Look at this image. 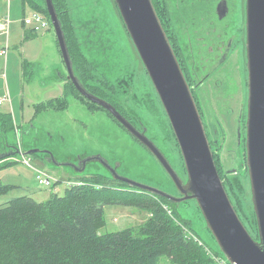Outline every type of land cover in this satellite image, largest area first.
Segmentation results:
<instances>
[{"label": "rangeland", "instance_id": "rangeland-1", "mask_svg": "<svg viewBox=\"0 0 264 264\" xmlns=\"http://www.w3.org/2000/svg\"><path fill=\"white\" fill-rule=\"evenodd\" d=\"M22 2L23 0H0V21L10 20L8 53L5 60L4 56L0 55V97L8 95L9 102L0 105V112L10 113L16 126L13 132L6 134L11 146L18 144L21 150L27 149L26 145L40 149L49 148L56 161L67 163L76 162L80 154H102L110 162L118 159L123 161L121 172L133 180L176 194V189L167 178L164 179L163 175L161 177L160 168L149 157L148 152L144 153L135 139L104 112L90 111L73 96L67 97L65 108H43L44 102L62 95L63 85L58 80V71L63 75L66 71L52 26L45 34L40 31L34 37L24 36L21 26L22 13L24 11L25 15H28L33 9L28 3L22 7ZM160 2L164 6L165 2ZM166 2L172 16L173 31L179 36L177 4L172 0ZM66 3L77 41L76 47L78 46L80 52L87 53L97 75L108 76V82L115 88L111 97L115 101L122 100L129 108V115L133 119L138 117L139 121L146 125L147 134L168 156L170 155L168 158L179 174L185 176L179 165L180 158L176 155L172 132L160 100L125 30L114 0H66ZM168 33L170 35V30ZM4 38L0 33V48L5 46ZM229 59H232L231 65L227 62L223 68L228 70L231 67L229 69L233 73V80L223 81V85L215 88L214 79H209L198 87L197 91L207 136L211 147H216L214 151L219 154L222 169L226 170V173L229 171V177L237 176L242 181L247 216H240L254 237L256 229L248 206L249 180L244 169V52H237L236 61L232 56ZM24 60L32 65L27 79L23 73ZM202 74V68H195L193 71L196 80ZM237 132L241 133L240 141H237ZM107 148L108 152L105 151ZM9 151L10 147L5 148L0 142V154ZM9 162L11 165L0 168V180L16 187L0 195V205L22 195L38 202L44 201L51 192L57 191L61 194L70 184L68 182L78 181L76 179L82 177L83 173L87 175V170L79 173L71 165L55 166L53 162L47 161L42 153H14L1 159L0 166ZM36 169L44 170L56 181L46 187L40 185L35 178ZM232 169L237 171L231 173ZM176 209L183 219L188 220L191 231L201 242L212 250L218 249L195 200L182 201L176 205ZM147 217L146 211L135 206L105 205V224L98 232L136 228ZM167 263L165 258L160 260V264Z\"/></svg>", "mask_w": 264, "mask_h": 264}, {"label": "water", "instance_id": "water-1", "mask_svg": "<svg viewBox=\"0 0 264 264\" xmlns=\"http://www.w3.org/2000/svg\"><path fill=\"white\" fill-rule=\"evenodd\" d=\"M44 3L66 67L65 79L71 80L82 95L101 104L116 118L143 148L144 153L148 152L149 157L160 168L161 177L163 175L164 179L167 178L176 189V194L128 177L121 172L123 161L119 159L110 162L102 154L89 156L80 154L76 162H58L49 148L40 149L26 145L27 149L21 150L18 144L11 146L7 136L1 132L0 142L5 148L10 147V151L1 153L0 160L21 151L23 154L42 153L46 160L53 162L55 166L71 165L79 173L87 170V175L100 174L122 180L131 186L163 196L176 204L193 199L206 228L216 242L218 249L210 248L213 252L230 264H264V0H245L244 3L246 70L244 169L249 180L248 206L254 220L256 237L251 235L240 219L225 190L202 115L152 0H114V3L160 100L173 141L175 140L177 144L176 155L178 159L180 158L179 165L185 176L179 174L168 158L170 155L168 156L147 134L146 125L139 121L138 117L135 119L139 128L110 103L81 87L79 79L74 74L62 23L52 0H44ZM224 15L225 12L220 14V17ZM240 134L237 132V141H240ZM105 151L108 152V148ZM230 171L235 173L237 170ZM82 175L85 176L86 173Z\"/></svg>", "mask_w": 264, "mask_h": 264}, {"label": "trees", "instance_id": "trees-1", "mask_svg": "<svg viewBox=\"0 0 264 264\" xmlns=\"http://www.w3.org/2000/svg\"><path fill=\"white\" fill-rule=\"evenodd\" d=\"M52 1L68 49L76 56L80 50L76 47L66 0ZM23 2L49 20L44 0ZM152 2L178 58L169 30L164 26L168 9L160 0ZM22 65L27 79L32 65L25 60ZM67 97L49 99L42 106L65 108ZM197 106L202 114L199 103ZM13 123L10 113L0 112L2 134L13 132L16 127ZM174 144L177 146L175 140ZM211 149L225 190L241 219L240 214L247 216L242 181L237 176H228L222 169L219 154L214 151L216 147ZM9 165L11 162L0 168ZM76 180L61 194L51 192L44 201L22 195L0 205V264H160L163 258L167 264H211L206 244L191 231L188 220L179 215L175 202L100 174ZM15 187L0 180V195ZM109 204L135 206L146 211L148 217L136 228L98 232L105 224L104 206Z\"/></svg>", "mask_w": 264, "mask_h": 264}, {"label": "flooded vegetation", "instance_id": "flooded-vegetation-1", "mask_svg": "<svg viewBox=\"0 0 264 264\" xmlns=\"http://www.w3.org/2000/svg\"><path fill=\"white\" fill-rule=\"evenodd\" d=\"M172 1L176 2L178 7L179 36L173 31L174 26L172 22V16L169 12V5L167 8L168 13L167 18L165 17L164 26L171 32L170 37L175 44L181 69L184 73L187 83L190 86L196 103H200L197 91L198 87H200L202 84H205L209 79H214L215 88H219V86L223 85V81H228L229 79L233 80V73H231L229 69L231 67H229L228 70H225L223 65L227 62H229V65H231L232 59L229 58L232 56L236 61L237 52H244L245 0ZM163 2H165V5L168 4L166 0H163ZM234 8L235 13H233ZM223 12H225V15L220 17V14ZM68 47L69 46L67 45V48ZM69 55L71 58L74 74L79 79L81 87L84 88V90L88 93L110 103L121 115H123L128 121L135 125V127L139 128V124L136 122V120L129 115V108L126 107L125 103L122 100L115 101L111 97V94L115 91L113 84L111 83V85L108 82L109 80L107 75L103 74L102 76L96 74L95 67L92 65V61L90 60L87 53L79 51L75 56L71 51H69ZM195 68L203 69V74L197 80L193 75ZM64 71H66V67ZM65 76L66 72L63 75L60 71H58V80L63 85L62 95L65 97L73 96L77 98L90 111L104 112L115 123L119 124L116 118L107 109H105L101 104L89 100L87 97L82 95L77 90L74 83L69 79L66 80ZM119 125L121 126V124ZM88 176L90 175H85L84 177Z\"/></svg>", "mask_w": 264, "mask_h": 264}, {"label": "built area", "instance_id": "built-area-1", "mask_svg": "<svg viewBox=\"0 0 264 264\" xmlns=\"http://www.w3.org/2000/svg\"><path fill=\"white\" fill-rule=\"evenodd\" d=\"M23 24L29 26L33 32H40L50 28V22L47 19V17L36 10H32L30 14L25 15L23 17ZM7 27H8V22H4L2 28L7 30ZM7 49H8L7 43H5V46L0 48V55H3L4 59L6 58L7 55ZM4 102H9L8 95H4L0 97V104ZM35 178L37 179L38 183L44 187L50 186L53 182L56 181V180H52L49 174L41 169L35 170ZM68 183L71 184L72 182H68ZM205 249L211 258V264H230L222 257H220L217 253L210 250V248L205 247Z\"/></svg>", "mask_w": 264, "mask_h": 264}, {"label": "crops", "instance_id": "crops-1", "mask_svg": "<svg viewBox=\"0 0 264 264\" xmlns=\"http://www.w3.org/2000/svg\"><path fill=\"white\" fill-rule=\"evenodd\" d=\"M25 6V3L24 2H22V7H24ZM22 18H21V26L23 27V34H24V36H28V37H34L38 32H32L31 31V28L29 27V28H27V26L26 25H24L23 24V17L25 16V13H24V11H23V13H22ZM2 21H0V33H2L3 35H4V40H5V43H7V45L9 44L8 43V35H9V23H10V20L8 21V27H7V30H5V29H3L2 28V25H3V19H1ZM49 29H47V30H44V31H41V33H47V31H48ZM22 34V35H23ZM8 53V52H7ZM5 60V59H4ZM0 75H2V74H0ZM4 96V95H3ZM2 97V96H1ZM6 102H4V103H2V104H5ZM2 104H0V105H2Z\"/></svg>", "mask_w": 264, "mask_h": 264}]
</instances>
